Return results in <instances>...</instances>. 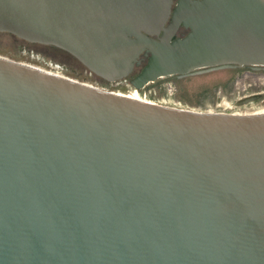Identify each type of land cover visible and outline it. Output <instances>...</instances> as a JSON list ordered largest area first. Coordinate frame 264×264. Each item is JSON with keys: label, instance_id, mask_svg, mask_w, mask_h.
Returning a JSON list of instances; mask_svg holds the SVG:
<instances>
[{"label": "water", "instance_id": "1", "mask_svg": "<svg viewBox=\"0 0 264 264\" xmlns=\"http://www.w3.org/2000/svg\"><path fill=\"white\" fill-rule=\"evenodd\" d=\"M175 1L0 0V33L109 84L146 59L131 87L190 109L0 57V264H264V103L214 113L264 87V0Z\"/></svg>", "mask_w": 264, "mask_h": 264}, {"label": "rangeland", "instance_id": "2", "mask_svg": "<svg viewBox=\"0 0 264 264\" xmlns=\"http://www.w3.org/2000/svg\"><path fill=\"white\" fill-rule=\"evenodd\" d=\"M0 57L44 70H46L48 63H53L60 67L58 71L62 76L74 81L89 84L109 92L140 96L145 98L147 101L163 106L189 109L184 101H178L176 104L174 103L177 87L169 78L157 80L150 86L141 90L110 86L101 82V79L95 77L94 75H88L80 63H78L69 54L59 49L57 50L54 48L32 45L6 33H0ZM64 70L68 72L67 75H65ZM220 92L221 87L219 83V91L216 96L217 108L214 113H240L264 103V87L262 85H257L252 100L247 101V103H243L242 107L236 109L235 111L233 109L235 99L226 103L227 96L220 97Z\"/></svg>", "mask_w": 264, "mask_h": 264}, {"label": "built area", "instance_id": "3", "mask_svg": "<svg viewBox=\"0 0 264 264\" xmlns=\"http://www.w3.org/2000/svg\"><path fill=\"white\" fill-rule=\"evenodd\" d=\"M39 69V68H38ZM60 69V67L58 66V65H56V64H53V63H48L47 64V66H46V70H44V69H41V70H43V71H45V72H48V73H51V74H54V75H57V76H60V77H64V76H62L61 75V73H59V70ZM85 70V72L88 74V75H90V76H93V74L91 73V72H89V71H87L86 69H84ZM61 71V70H60ZM64 78H67V77H64ZM85 84V83H84ZM130 83L128 82V78L127 79H123V80H121V81H118V82H115V83H112V84H110L111 86H119V87H127L128 85H129ZM87 85H89V84H87ZM89 86H91V87H94V86H92V85H89ZM94 88H97V87H94ZM128 88H130V89H132V87H128ZM99 89V88H98ZM118 94H120V93H118ZM122 95H124V94H122ZM125 96H127V97H130V98H132V99H136V100H139V101H145V102H151V101H147V100H145V98H142V97H140V96H131V95H125ZM152 103H154V102H152ZM168 107V106H167ZM173 108H176V107H173ZM177 109H183V108H177ZM185 109V108H184ZM187 110H190V109H187ZM223 113V112H222ZM225 113H227V114H238V113H236V112H225Z\"/></svg>", "mask_w": 264, "mask_h": 264}, {"label": "flooded vegetation", "instance_id": "4", "mask_svg": "<svg viewBox=\"0 0 264 264\" xmlns=\"http://www.w3.org/2000/svg\"><path fill=\"white\" fill-rule=\"evenodd\" d=\"M176 1L174 0V3H175ZM187 33V30H185V29H183L182 27H180L179 28V30H178V32H177V36L178 37H182L183 35H185ZM145 64H146V59H144L141 63H140V65L139 66H136L135 68H134V73H135V75L136 74H138V72L145 66Z\"/></svg>", "mask_w": 264, "mask_h": 264}, {"label": "trees", "instance_id": "5", "mask_svg": "<svg viewBox=\"0 0 264 264\" xmlns=\"http://www.w3.org/2000/svg\"><path fill=\"white\" fill-rule=\"evenodd\" d=\"M38 46H40V45H38ZM42 47H47V46H42ZM49 48H53V47H49ZM54 49H56V48H54ZM58 50V49H57ZM81 65V64H80ZM82 66V65H81ZM84 68V67H83ZM64 73H65V75H67L68 74V72L66 71V70H64ZM135 76V73H133L129 78H128V81H129V83H130V80L133 78ZM183 79V78H182ZM172 80H174V83H175V85H176V87H178L177 86V82H179L181 79H178L177 77H172ZM101 82H103V83H105V84H107V85H110L109 83H106L105 81H103V80H101ZM111 86V85H110ZM128 87H131V85L129 84L128 86H127V88ZM177 89V94H178V88H176ZM178 97V96H177Z\"/></svg>", "mask_w": 264, "mask_h": 264}]
</instances>
